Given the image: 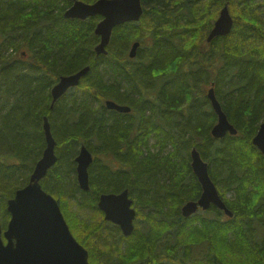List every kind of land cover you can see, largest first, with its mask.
<instances>
[{
    "label": "trees",
    "instance_id": "16d2710c",
    "mask_svg": "<svg viewBox=\"0 0 264 264\" xmlns=\"http://www.w3.org/2000/svg\"><path fill=\"white\" fill-rule=\"evenodd\" d=\"M71 4L0 0V219L9 216L7 200L29 183L42 156L47 116L58 161L41 183L59 200L92 264H264V244L256 245L264 240V154L253 143L264 122L260 6L254 0H143L141 19L117 26L108 54L97 56L94 28L101 17L66 18ZM226 4L234 27L208 42ZM137 40L141 47L131 59ZM21 46L25 60L9 53ZM88 65L76 90L52 106L59 78ZM212 83L236 135L212 136L217 115L206 93ZM107 99L133 110H109ZM84 144L95 155L88 191L76 174ZM193 148L208 162L232 217L216 206L183 216V205L202 194ZM125 189L138 213L130 236L98 207L101 194Z\"/></svg>",
    "mask_w": 264,
    "mask_h": 264
},
{
    "label": "water",
    "instance_id": "95a60500",
    "mask_svg": "<svg viewBox=\"0 0 264 264\" xmlns=\"http://www.w3.org/2000/svg\"><path fill=\"white\" fill-rule=\"evenodd\" d=\"M73 5L66 10L65 17L87 19L90 16L100 15L95 32L100 36V42L95 47L97 56L108 54V45L115 27L139 21L144 13L142 0H97L86 3L81 0H72ZM234 27L229 6L225 5L210 31L207 41L211 42L219 36L228 35ZM141 46L140 41L132 44L129 50L130 58H136ZM90 71L86 66L79 71L63 75L53 86L51 94L52 106L70 88L76 87ZM218 120L212 128V136L217 139L227 134L236 135L238 130L229 121L221 102L217 98L213 86L207 94ZM106 107L109 110L129 113L132 107L108 99ZM44 133L46 147L41 158L36 162L27 185L16 190L15 195L7 200V211L11 217L6 229L0 224V264H92L89 260V251L74 236L62 212L60 203L42 186V179L58 161L56 152L57 141L53 135L51 122L44 118ZM253 143L264 154V122L253 138ZM192 168L202 185V194L197 201H189L182 207L184 217H190L201 207L204 210L216 206L232 217L221 197L219 190L209 173V164L200 152L193 148L191 152ZM76 172L79 186L82 190L90 189L89 167L94 161L93 153L88 146L81 145L75 158ZM129 190L119 193H103L99 197L98 207L104 212L105 219L119 225L123 235L130 236L135 230L136 209Z\"/></svg>",
    "mask_w": 264,
    "mask_h": 264
},
{
    "label": "rangeland",
    "instance_id": "374dc122",
    "mask_svg": "<svg viewBox=\"0 0 264 264\" xmlns=\"http://www.w3.org/2000/svg\"><path fill=\"white\" fill-rule=\"evenodd\" d=\"M255 1V3H256V6H260V7H258V11H259V14L261 15V17H263L264 18V15L263 14H261L262 12H264V6H262V4H263V0H254ZM224 7V6H223ZM222 7V8H223ZM233 8H235V6H233ZM236 9L237 8H235L234 9V12L236 13ZM242 9H243V5H241V7L239 8V11H242ZM261 10H262V12H261ZM221 11V10H220ZM233 12V13H234ZM261 12V13H260ZM240 13H237L236 15H239ZM235 15V14H234ZM235 15V16H236ZM263 15V16H262ZM19 37H21V36H19ZM21 39V38H20ZM26 52V50H25V48L24 47H20L18 50L16 49V48H10V50H9V53H14L12 56L15 58L16 57V55L18 54V55H22V53L23 52ZM16 54V55H15ZM211 87V84H209V85H207L206 86V93H207V91H208V89ZM74 88H76V87H74ZM74 90H76V89H74ZM74 90H71L70 92H74ZM114 165H117V163H114ZM11 198V197H10ZM57 199V198H56ZM58 200V199H57ZM58 202H59V200H58ZM201 212H204V211H201ZM201 212H199V213H201ZM207 213V212H206ZM9 218H10V216H8L7 218H4V219H0V223H2V225H3V227L5 228V225L8 223V220H9ZM142 221V220H141ZM139 222H140V220H139ZM143 222V221H142Z\"/></svg>",
    "mask_w": 264,
    "mask_h": 264
},
{
    "label": "flooded vegetation",
    "instance_id": "af4514ba",
    "mask_svg": "<svg viewBox=\"0 0 264 264\" xmlns=\"http://www.w3.org/2000/svg\"><path fill=\"white\" fill-rule=\"evenodd\" d=\"M73 4V3H72ZM71 4V5H72ZM226 5H228L229 6V4H226ZM225 6V5H224ZM219 15H220V13H219ZM219 17V16H218ZM91 17H89L88 19H86L85 21H87V20H89ZM101 20V19H100ZM99 20V21H100ZM84 21V20H83ZM98 21V22H99ZM97 22V23H98ZM97 25V24H96ZM95 28H96V26H95ZM95 28H94V32H95ZM96 34V33H95ZM0 39H2V38H0ZM100 42V39H99V41L97 42V44ZM96 44V45H97ZM96 45L94 46V51H95V47H96ZM21 56V58L23 59V60H25L26 58H27V56H26V52L24 51L23 53H22V55H20ZM106 101V100H105ZM121 113V112H120ZM126 114H128V113H126ZM192 217V216H191ZM137 220H138V213H137V216H136V219H135V228H136V223H137ZM120 227V226H119ZM121 229V228H120ZM122 231V230H121ZM258 244H264V240H259V241H257L256 242V245H258ZM263 264V263H262Z\"/></svg>",
    "mask_w": 264,
    "mask_h": 264
}]
</instances>
